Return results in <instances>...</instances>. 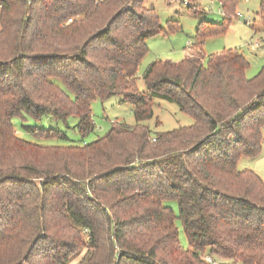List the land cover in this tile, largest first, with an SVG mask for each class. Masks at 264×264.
<instances>
[{
  "label": "trees",
  "instance_id": "16d2710c",
  "mask_svg": "<svg viewBox=\"0 0 264 264\" xmlns=\"http://www.w3.org/2000/svg\"><path fill=\"white\" fill-rule=\"evenodd\" d=\"M145 1L0 0V264H65L82 247L77 264H212L203 253L219 264H264V182L237 168L240 155L261 150L264 65L248 78L237 49L202 51L238 17L237 0H220L227 22L199 20L181 59L153 60L141 91L146 40L162 31ZM113 96L132 105L135 124L114 121L82 144H38L12 123L74 116L85 137L95 129L92 101ZM155 96L193 122L152 134L143 121Z\"/></svg>",
  "mask_w": 264,
  "mask_h": 264
},
{
  "label": "rangeland",
  "instance_id": "374dc122",
  "mask_svg": "<svg viewBox=\"0 0 264 264\" xmlns=\"http://www.w3.org/2000/svg\"><path fill=\"white\" fill-rule=\"evenodd\" d=\"M261 2L264 3V0H237L232 9L233 12H240L242 16L235 17L230 14L229 17L231 19L226 29L223 32L210 35L204 40L202 44L204 56L220 52L223 49L235 48L244 55L248 62L245 76L249 78L256 75L264 65V23L260 20ZM145 6L156 9L162 31L146 40L148 51L141 59L136 73V84L141 91H147L142 75L153 60L158 58L179 60L184 56L187 47L196 43L195 31L199 20L218 23L227 22L225 20L227 14L222 9L220 0H196L193 3L189 0H146ZM169 22L173 24L171 28L168 26ZM254 42H258L259 46L253 48L250 43ZM205 61L206 59H204V63ZM66 91L71 95L67 89ZM153 101V115L148 120L143 121L149 126L152 134L156 131L170 130L179 125H188L193 122L191 115L181 111L175 102L160 96L153 97ZM91 112L95 129L85 137H82L73 126L77 121L74 116L68 117V124L49 116H44L39 121L30 117L21 119L16 116L12 118V123L17 134L23 139L38 144L67 145L82 144L84 141L95 139L104 134L114 121L128 126H133L136 122L132 113V105L122 102L118 96L105 100L94 99L91 103ZM157 119L159 120L158 123H156ZM21 124L35 125L39 128L51 127L58 129L65 133L66 138H39L25 131ZM261 132L262 143L259 154L252 157L240 155L237 159V168H248L255 171L264 182V126L261 128ZM168 204L177 215V202L170 200ZM175 222L178 226L180 244L186 248L188 244L181 221L176 218ZM83 253L84 247L70 256L65 264H77ZM214 260V264L224 261L215 256Z\"/></svg>",
  "mask_w": 264,
  "mask_h": 264
},
{
  "label": "built area",
  "instance_id": "2783aa9c",
  "mask_svg": "<svg viewBox=\"0 0 264 264\" xmlns=\"http://www.w3.org/2000/svg\"><path fill=\"white\" fill-rule=\"evenodd\" d=\"M236 14H237L238 17H241V16H242L240 12H237ZM70 20H71V19L69 18V21H70ZM250 44H251V46H252L253 48H256L257 46H259L258 42H254V43H250ZM203 259H204L205 261L209 262V263H212V264L215 263L214 256L211 255V254L204 253V254H203ZM217 261H218V260H217Z\"/></svg>",
  "mask_w": 264,
  "mask_h": 264
}]
</instances>
